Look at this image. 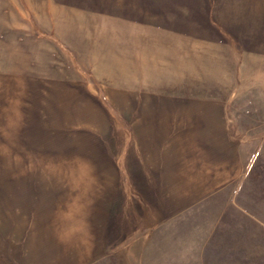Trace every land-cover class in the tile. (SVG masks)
I'll list each match as a JSON object with an SVG mask.
<instances>
[{
	"label": "crops",
	"instance_id": "1",
	"mask_svg": "<svg viewBox=\"0 0 264 264\" xmlns=\"http://www.w3.org/2000/svg\"><path fill=\"white\" fill-rule=\"evenodd\" d=\"M12 2L29 11L0 31V133L27 134L34 154L0 155V201L12 194L9 210L0 203V264H90L119 245L140 264H260L264 218L239 185L234 117L264 109V50L223 30ZM82 96L109 101L97 109L107 122L77 141L83 154L46 155L51 101ZM53 189L64 204H51Z\"/></svg>",
	"mask_w": 264,
	"mask_h": 264
},
{
	"label": "rangeland",
	"instance_id": "2",
	"mask_svg": "<svg viewBox=\"0 0 264 264\" xmlns=\"http://www.w3.org/2000/svg\"><path fill=\"white\" fill-rule=\"evenodd\" d=\"M10 1L0 0V17L5 16L7 18L0 19V31L4 34L7 33L4 30L7 25L23 22L22 20L18 21L15 17L9 18V15L12 13L17 14L20 8L24 12L28 13L29 11L28 5H18L13 3L12 0ZM61 1L70 7V11L84 9L125 14L202 37H219L223 30L226 36L237 38L235 40L238 41L239 46L264 50V0ZM21 86L23 87L24 85ZM26 102L27 100H25ZM51 103H53L52 111H50L51 115L46 117L48 121L45 126L49 130L46 132L47 142H52L53 148L52 152L47 150L46 155L61 156L65 153L66 155L73 154V156H76L78 151L83 154V149H86V147L84 144H79L84 142V135L93 136L91 132L93 123L99 124L104 122L103 120L107 122L108 116L97 114L102 113L101 110L97 109L98 107H101L102 110L107 109L109 101L107 99L84 100L82 96V98L68 101L54 99ZM251 105L249 104L248 115H235L234 117L237 127L243 129L241 132L243 138L241 150L244 156L245 169L242 174L243 179L239 185H244L248 202L254 204L255 208H260V214L264 218V109L262 107L258 111L255 108L253 112ZM0 138V144H4L0 146V155L2 151L9 152V155L13 153L18 155L34 154L29 150L27 134L21 133L18 136L16 132L6 130L0 133ZM62 141H67L69 147L62 149ZM77 141H80L79 144ZM36 154L39 155L41 153L38 151ZM12 166L10 165V167ZM33 166L36 169L35 171H39L42 165ZM53 166L55 171V167L59 168L60 165ZM6 167L7 165L0 164L1 171H7ZM9 170L11 171V169ZM52 191L51 204H64V200L61 197L54 196L56 191L54 189ZM22 193H19L21 202L24 197ZM4 198L6 210H9L10 207L7 206V203H12V194L2 191L0 203L3 202ZM116 250V253L113 252L104 260L90 264H140V261L124 259V245L117 246ZM112 251L114 250L112 249ZM252 262L254 263V261ZM259 262L264 264V260ZM245 263L249 264L248 261H245Z\"/></svg>",
	"mask_w": 264,
	"mask_h": 264
}]
</instances>
